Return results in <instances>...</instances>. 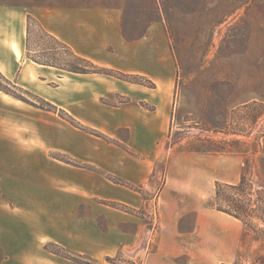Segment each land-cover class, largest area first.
Segmentation results:
<instances>
[{
  "label": "crops",
  "instance_id": "crops-1",
  "mask_svg": "<svg viewBox=\"0 0 264 264\" xmlns=\"http://www.w3.org/2000/svg\"><path fill=\"white\" fill-rule=\"evenodd\" d=\"M29 17L76 54L144 77L155 88L74 74L109 77L102 83L81 79L87 93L78 91L77 83L64 92L69 114L85 129L0 91L4 263L48 264L49 255H58L47 246L55 244L93 257L94 264H110L101 259L141 246L146 230L137 211L151 208L158 198V246L146 260L137 250L136 264L139 257L143 264H234L243 250L244 226L227 214L202 209L201 186L208 177L238 183L241 157L212 155L201 164V152H188L168 159L167 172L159 166L175 129L171 122L178 119L180 128L185 117L201 118L209 96L201 93L202 52L224 19L235 17L231 61H264V0H0V71L19 86L26 85L23 61L52 68L27 55ZM128 18L145 19L134 27V37L127 35ZM109 94L138 102L111 106L102 101ZM41 95L61 105L60 94L47 89ZM144 102L155 110L141 106Z\"/></svg>",
  "mask_w": 264,
  "mask_h": 264
},
{
  "label": "rangeland",
  "instance_id": "rangeland-1",
  "mask_svg": "<svg viewBox=\"0 0 264 264\" xmlns=\"http://www.w3.org/2000/svg\"><path fill=\"white\" fill-rule=\"evenodd\" d=\"M234 20L235 17L224 19L222 26L216 30V33L212 37H208L209 48L202 52L204 59L201 61V93L204 92V94L209 95L206 99L207 104L206 106L201 105V118L185 117L180 128L177 127L178 119H175V124L171 122V127L174 126L175 129L172 139L167 145L168 151L162 157L165 162H161L159 166V171L162 173L165 170L167 172L164 163L173 156L184 155L188 152H201V164L212 155H223L224 157L238 155L243 163V171L248 173L256 183L262 181L264 176V61H231L234 54L231 43L233 39L236 40V28L233 31V25L231 26ZM139 22L144 24L145 19H127L128 36H135L133 29ZM29 44L31 56L38 60L66 61L69 64L74 61L68 52L57 46L49 38L44 37L35 26ZM44 49L49 50L43 52ZM215 58L221 61H213ZM7 62L11 63V61ZM22 64L21 67L24 69L22 81H25L26 85L11 87V91L30 103H34L38 109L47 107V103H51L58 109L56 114L65 121H67L68 116L72 118L69 114L68 94L64 93L69 88V84L77 83L78 91L87 93L88 88L85 85L89 81L95 80L102 83L109 79L105 76L81 78L60 69L37 66L31 61H23ZM15 68L16 66H13L10 69ZM182 70V73L185 74L183 68ZM2 71L6 73V70L2 69ZM191 74L198 75L197 71H192ZM81 79H87L88 82L85 83ZM182 82V79L178 80L177 85L181 86ZM47 89L54 94H60L59 103L61 105L49 102L41 95V91L46 92ZM252 94L258 95L257 101L241 104V102L250 99ZM102 98L103 103L117 107L126 103L138 102L136 98L121 94H109ZM145 105L151 109L156 108L154 104L145 103ZM234 106L237 108L234 109ZM74 120L76 127L85 129L80 122ZM186 122L190 123L185 124ZM90 133L99 132L92 130ZM125 136L122 135L123 138ZM55 156L64 161L70 160L65 156L57 154ZM245 163H248L247 166L244 165ZM72 164L76 163L72 161ZM214 180L213 177H208V183L204 182L201 186L202 209H212L210 203L215 195L217 184ZM155 200L151 208L144 205L137 211L143 218V230H146L140 243L141 246L121 249L115 257H106L101 259L102 261L110 264H136L133 255L137 250L144 252V260L155 252L161 232V205L158 198ZM259 246L260 244L253 240V234L246 235L243 238V250L240 253L242 259L239 263L248 264L247 258L250 257L251 259L256 256L260 251ZM47 250L52 251L51 253H59L58 256L49 255L48 264H94L95 262L91 256L80 255L55 244L48 245ZM4 260V256L0 253V264H5ZM138 261L143 264L141 257ZM29 262L35 264V259H30Z\"/></svg>",
  "mask_w": 264,
  "mask_h": 264
},
{
  "label": "trees",
  "instance_id": "trees-1",
  "mask_svg": "<svg viewBox=\"0 0 264 264\" xmlns=\"http://www.w3.org/2000/svg\"><path fill=\"white\" fill-rule=\"evenodd\" d=\"M36 27L38 31L46 38H49L57 46H60L66 52L69 53L74 59L72 63H66V61H43L31 56L28 47V57L32 59L35 63L43 66H48L56 69L66 71L73 74L81 75H106L110 77L117 78L124 82L139 84L147 86L150 88H155V84L152 81L145 79L144 77L125 74L123 72L117 71L115 69L103 68L90 59L84 58L76 54L68 45L57 39L56 37L50 35L44 30V28L32 17L28 19V46L33 34V27ZM49 49H44L43 52ZM0 91L27 104H31L35 107L34 103H30L28 100L21 96L16 95L11 91V87H17V83L9 80L0 71ZM141 106L153 111L145 105V103H140ZM49 107V108H48ZM45 108V109H44ZM40 108L44 111L56 113L57 107L51 103H47V107ZM67 121L74 125V119L68 116ZM75 126V125H74ZM83 128V127H81ZM91 132V130H90ZM93 135L101 137L99 133H92ZM220 152V151H216ZM241 152V151H240ZM64 161V160H63ZM72 164L71 160L64 161ZM248 163L244 165L247 166ZM264 170V164H263ZM210 207L218 212L227 214L237 220H239L244 226V238L246 235L253 234V240L260 244L259 253L250 259L247 258L248 264H264V176L262 181L256 183L248 173L242 172L241 179L236 184H227L217 182L215 195L210 203ZM52 252V251H51ZM56 255L59 253L53 252ZM242 259L240 254L238 260L234 264H240L239 261Z\"/></svg>",
  "mask_w": 264,
  "mask_h": 264
}]
</instances>
